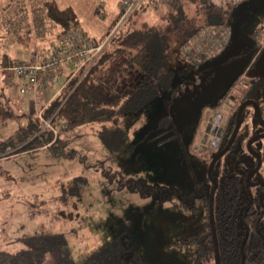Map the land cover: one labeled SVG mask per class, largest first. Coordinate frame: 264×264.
<instances>
[{
  "label": "rangeland",
  "instance_id": "obj_1",
  "mask_svg": "<svg viewBox=\"0 0 264 264\" xmlns=\"http://www.w3.org/2000/svg\"><path fill=\"white\" fill-rule=\"evenodd\" d=\"M55 1L61 8L72 7L78 25L95 40L119 14V0ZM214 1L208 11L198 10L197 0H183L186 16L173 32H167L162 13L145 10L135 16L138 24L167 32L169 55L164 79L153 81L148 96L137 99L136 108L121 114L111 129L121 135L120 150L108 147L96 124H86L63 133L70 140L68 148L83 160L54 158L46 149L0 158V246L14 248L5 244L19 235L62 233L68 244L63 261L68 256L70 264H81L100 245L120 237L133 264H191L194 247L183 240L199 229L204 212L199 204L197 209L184 205L196 204L209 189L207 167L220 154L219 132L229 110L239 111L241 141L236 148L242 163H253L246 138L264 133L263 102L248 100L242 107L236 90L247 82L243 76L256 43L254 33L261 30L264 37V0ZM38 5L37 0H0V56L27 59L35 48L42 53L54 47L58 26L49 22L46 30L37 28L23 14ZM223 25L231 31L226 44L217 36ZM28 27L30 39L24 45L18 36ZM212 27L217 34L206 39L214 44L200 51L203 30ZM197 28L178 56L176 35L185 37ZM17 49L26 54L16 55ZM1 70L0 65V89L15 93L14 86H7L11 72ZM20 96L21 111L34 115L27 95ZM25 115L1 124L0 140L24 128ZM227 159L216 163L213 175L220 166L237 163ZM256 178H264V164ZM260 212L263 224L264 210ZM42 264H56V255L46 254Z\"/></svg>",
  "mask_w": 264,
  "mask_h": 264
},
{
  "label": "trees",
  "instance_id": "obj_2",
  "mask_svg": "<svg viewBox=\"0 0 264 264\" xmlns=\"http://www.w3.org/2000/svg\"><path fill=\"white\" fill-rule=\"evenodd\" d=\"M197 2L198 10L208 11L213 5L211 3H215L214 0H197ZM218 2L231 5L230 1L226 0H218ZM40 9L43 11L42 21L38 20L33 24L37 28L42 26L44 29L49 22L58 26L60 31L56 36L65 31L69 24H78L77 14L73 8L70 6L61 8L55 0H43ZM145 10L154 14L162 13L161 18L169 23L167 32L178 30L179 24L184 22L186 16L183 0L166 3L159 0H146V2L143 0L111 37L93 67L57 109L53 124L63 123L65 128L60 129L54 141L52 132L48 129L37 133L41 122L34 115H25L21 111L20 98L16 93H8L6 87L0 89V125L7 120H17L22 115L26 116L24 128L19 129L13 136L0 140V158L4 155L46 149L54 158L83 160L84 156L79 155L76 149L68 148L70 140L63 133L86 124H96L100 128L99 132L105 143L110 145L108 146L110 149H121L119 140L121 135L111 129L116 126L121 114L136 108L137 99L148 96L153 81L164 79V63L169 55L167 32L152 25H144L145 23L138 24L135 16L139 11ZM118 17L119 14L106 28L100 40L111 31ZM30 29L28 27L23 35L18 36L24 45H27V40L30 39L28 34ZM198 29L186 31L185 37L176 35L174 45L178 56L182 47L190 41ZM254 34L256 43L251 53L250 68L246 67L247 72L243 76L244 81L247 82L235 87L238 101L242 102L241 106L248 100L264 104V77L259 76L255 71V62L264 50V41L261 30ZM32 52H37V48ZM7 57L5 54L0 56L1 71L16 60ZM59 104V100H54L45 111V116L49 117ZM236 114L237 111L234 109L229 110L226 123L219 132L218 144L225 145L233 130L237 128ZM237 132L228 151L223 150L221 157H218L214 163L213 157L208 164L206 171L208 191L204 190L198 196L199 201L193 204L194 206L184 205V208L197 209L196 205L199 204L204 212L199 229L188 234L183 240L194 247L191 264H264V223L260 221L262 208L259 203L261 191H253L252 186L246 182L245 175L250 163L240 161L239 150L236 148L237 143L241 141L240 129ZM48 143L50 145L44 148ZM252 147L261 155L263 166L264 138H260ZM224 157L228 158L229 164L233 159H236L237 163L231 167L227 165L224 169L220 166L213 175L212 171L217 167L216 163ZM241 163L244 170L240 169ZM255 164L256 160L250 168ZM72 191L74 190L70 192ZM70 192L69 195L73 196L74 194ZM122 241L120 237H115L100 245L89 253L81 264H133L129 259L128 249ZM5 245H14V248L0 246V264H42L46 254L56 255V264H70L68 256L64 261L62 259L63 253H67L68 249L62 233L19 235L8 240Z\"/></svg>",
  "mask_w": 264,
  "mask_h": 264
},
{
  "label": "built area",
  "instance_id": "obj_3",
  "mask_svg": "<svg viewBox=\"0 0 264 264\" xmlns=\"http://www.w3.org/2000/svg\"><path fill=\"white\" fill-rule=\"evenodd\" d=\"M142 1L143 0H119L118 20L111 31L101 40L91 38L78 24L71 23L65 31L57 36L54 47L48 55L35 52L27 59L14 60L12 64L5 68V70L11 72L13 76V80L9 86L15 87V93L30 97V111L41 122V127L37 133L44 129H48L52 132L54 141L60 129L65 128V124L63 123H60L58 126L53 124V118L57 109L93 67L105 50L111 37L134 13ZM159 1L166 3L172 0ZM211 30L213 32L210 31V29L203 30L202 34H206L202 35L201 39L203 43L200 46L197 45V49H200V51L209 49L210 46H213L214 40L210 44L207 43L208 39H206L210 36L212 38L213 35L217 34V31L215 32L213 27ZM200 35L201 33L199 36ZM217 36L221 38L222 42L225 41L224 44L228 43L231 36L229 27L223 25L221 30H218ZM194 59L190 62H193ZM60 76H63L64 82L59 87L56 98L43 100V94L52 84L58 82ZM56 99L60 101V104L49 117H46L45 111ZM48 145H50V143L46 144L44 148Z\"/></svg>",
  "mask_w": 264,
  "mask_h": 264
},
{
  "label": "crops",
  "instance_id": "obj_4",
  "mask_svg": "<svg viewBox=\"0 0 264 264\" xmlns=\"http://www.w3.org/2000/svg\"><path fill=\"white\" fill-rule=\"evenodd\" d=\"M13 1H16V0H13ZM38 1V7H35V9H34V7L33 6H31L30 7V9H28L27 11H25L24 10V12H23V14L24 13H26V16H27V18H28V21H32V22H37L38 20H40V21H42L41 20V18H42V15H43V11H42V9H40V7H42V1H39V0H37ZM8 7V6H7ZM6 10V9H5ZM5 10H3V12L1 13V14H4L5 12ZM10 8H7V10H6V15L7 16H10ZM18 13L19 14H21L22 12H20V11H18ZM27 29L28 28H24V33L27 31ZM32 29V28H31ZM30 29V30H31ZM43 30H44V28H42ZM43 30H40V31H43ZM45 30H46V28H45ZM101 38V37H100ZM100 38L99 39H96V40H100ZM52 48L53 47H50L48 50H45L44 52H42L44 55H48L50 52H51V50H52ZM32 53H34V52H32V51H30L29 53H28V58L30 57V55L32 54ZM23 54H26L25 52H23V51H21L20 49H17V54L16 55H23ZM26 57V58H27ZM8 59H21V58H18L17 56L16 57H7ZM10 65V64H9ZM8 67V66H7ZM5 68L6 67H4L3 69H4V71H8V70H5ZM60 77H62L63 78V76H60ZM64 80V78L61 80V82H60V78H59V80H58V82L57 83H55V84H52L48 89H47V91L43 94V100L45 99V100H50V99H52V98H56V93H57V91H58V89H59V87L62 85V83L64 82L63 81ZM7 86H9V84L7 85ZM8 93H9V91H8ZM10 94H12V93H10ZM21 99L23 98V97H21L20 95H18ZM24 97H27L28 98V101H30V97L29 96H24ZM29 111H30V105H29Z\"/></svg>",
  "mask_w": 264,
  "mask_h": 264
},
{
  "label": "water",
  "instance_id": "obj_5",
  "mask_svg": "<svg viewBox=\"0 0 264 264\" xmlns=\"http://www.w3.org/2000/svg\"><path fill=\"white\" fill-rule=\"evenodd\" d=\"M255 71H256V73L259 76L264 77V50L260 54V56L258 57V59L255 62ZM261 137L264 138V134L254 135L247 142L248 149L250 150V152L256 158V165H255L254 169L246 175V178L245 179H246L247 184H251V181H250L251 180V177L258 171V169L261 166V156H260V154L259 153H256L253 149H251V144L253 142L257 141L258 139H260ZM218 156H217V158H218ZM215 161H213V162H215ZM258 184L263 185V189H264V182L263 181H258L256 183H254V185H258ZM263 200H264V191H263V194L260 197V204L264 206Z\"/></svg>",
  "mask_w": 264,
  "mask_h": 264
},
{
  "label": "flooded vegetation",
  "instance_id": "obj_6",
  "mask_svg": "<svg viewBox=\"0 0 264 264\" xmlns=\"http://www.w3.org/2000/svg\"><path fill=\"white\" fill-rule=\"evenodd\" d=\"M252 101V100H251ZM237 116H236V122H237V128H235V131L233 130V133L231 134V137H230V139L228 140V142L225 144V145H222L221 147V151H220V154H219V156L218 157H221V154L223 153V150L224 151H228V149L230 148V146H231V144L233 143V140L235 139V136H236V133H238L237 131L240 129L239 128V111L237 112V114H236ZM223 128V127H222ZM222 130V129H221ZM220 130V131H221ZM237 130V131H236ZM260 134H264V133H254V134H252V135H249L247 138H246V140H245V142H244V145H245V147L248 149V147H247V142L249 141V139L251 138V137H253L254 135H260ZM262 138V137H261ZM259 140V139H258ZM257 140V141H258ZM257 141H255V142H257ZM255 142H253L252 144H251V149H253V145H254V143ZM254 150V149H253ZM248 151H249V153L252 155V159H253V161L254 160H256V158H255V156L250 152V150L248 149ZM256 153H258L256 150H254ZM261 156V155H260ZM213 162V161H212ZM214 163V162H213ZM211 165L212 164H210V167H211ZM253 165V163L252 164H250V166H252ZM256 165V164H255ZM250 166L248 167V171H247V173H246V175L249 173V172H251L253 169H254V167L255 166H253V167H251L250 168ZM262 167V160H261V166H260V168ZM260 168L258 169V171L260 170ZM258 171L251 177V184H249V185H251V186H253V187H260V191H261V194H260V197H261V195L263 194V191H264V189H263V185H261V184H258V185H254V183H256V182H258V181H263L264 182V178H256V174L258 173ZM246 175H245V178H246ZM259 203H260V198H259ZM263 203H264V200H263ZM260 206H261V208L264 210V206L263 205H261L260 204Z\"/></svg>",
  "mask_w": 264,
  "mask_h": 264
}]
</instances>
